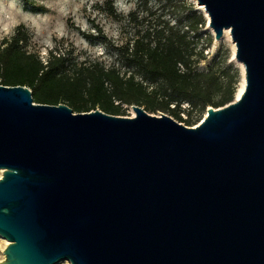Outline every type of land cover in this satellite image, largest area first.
Here are the masks:
<instances>
[{"label": "water", "instance_id": "1", "mask_svg": "<svg viewBox=\"0 0 264 264\" xmlns=\"http://www.w3.org/2000/svg\"><path fill=\"white\" fill-rule=\"evenodd\" d=\"M195 2L245 80L195 127L0 85V264H264V0Z\"/></svg>", "mask_w": 264, "mask_h": 264}, {"label": "trees", "instance_id": "2", "mask_svg": "<svg viewBox=\"0 0 264 264\" xmlns=\"http://www.w3.org/2000/svg\"><path fill=\"white\" fill-rule=\"evenodd\" d=\"M166 2L167 12L155 23L121 45L111 46L117 57L111 64L97 59L79 61L72 52L58 48L42 60L27 49L26 34L18 32L0 42V85L27 87L35 103H64L76 113L100 109L124 116V105H137L151 114L162 112L186 126H195L207 108H222L234 101L240 72L233 66L200 70L212 43V36L200 34L204 14L200 10L185 14V0ZM106 6L111 17L128 23L137 22L143 12L138 7L125 18L117 13L112 0ZM32 12L41 11L32 8ZM101 43L110 49L106 37ZM185 104L188 107H183Z\"/></svg>", "mask_w": 264, "mask_h": 264}, {"label": "rangeland", "instance_id": "3", "mask_svg": "<svg viewBox=\"0 0 264 264\" xmlns=\"http://www.w3.org/2000/svg\"><path fill=\"white\" fill-rule=\"evenodd\" d=\"M108 1L2 0V6H0V42L18 32H23L28 38L27 49L32 53H37L42 60L47 59L51 50L58 48L64 52H72L79 61L97 59L106 64H111L117 60L111 46L121 45L131 39L136 32L155 23V20L168 10L166 0H147L146 4L141 3L140 0H112L117 13L125 18L138 7L142 8L141 11L143 12L140 13L138 21L128 23L127 20L119 21L108 14L106 6ZM176 1L174 0L173 3ZM185 1L193 6L191 9L187 4L185 14L199 9L195 0ZM13 2L15 3L14 8L10 7ZM32 8L39 9L41 12H32ZM204 17L205 26L200 34L203 38L205 35L212 36V43L206 49V60L201 62L199 69L207 71L210 66L217 68L233 66L240 72L239 65L233 58L232 40L225 35V32L220 40H216L213 30L209 27L210 22L206 15ZM83 34L89 36L90 39H86ZM103 36L107 38L110 44L109 50L101 43ZM241 80L240 75V82ZM123 107L125 117L135 116L132 106L124 105ZM183 107H188V104ZM161 114L162 112H156L153 115L160 116ZM205 115L206 113L202 119ZM181 116L183 119L187 118L185 114ZM182 124L185 125V123ZM5 248L6 241L0 237V261L4 259L3 251ZM61 264L69 263L63 262Z\"/></svg>", "mask_w": 264, "mask_h": 264}, {"label": "bare ground", "instance_id": "4", "mask_svg": "<svg viewBox=\"0 0 264 264\" xmlns=\"http://www.w3.org/2000/svg\"><path fill=\"white\" fill-rule=\"evenodd\" d=\"M200 10L203 11L204 8L201 7ZM206 17H207V16H206ZM207 19H208V21L210 22V18L207 17ZM225 35H226L229 39H231L230 30H225ZM232 43H233V42H232ZM233 46H234L233 58H234V56H235V45L233 44ZM238 65H239V68L241 69V71H243V66H242L241 64H239V63H238ZM243 78H244V77L242 76V80H241V82H240V86L238 87L237 96H236L237 99L241 97V95L243 94V92H244V90H245V80H244ZM1 175H2V171H0V177H1ZM7 244H8V243L6 242V246H7Z\"/></svg>", "mask_w": 264, "mask_h": 264}, {"label": "clouds", "instance_id": "5", "mask_svg": "<svg viewBox=\"0 0 264 264\" xmlns=\"http://www.w3.org/2000/svg\"><path fill=\"white\" fill-rule=\"evenodd\" d=\"M0 6H2V0H0ZM10 7H15V3L13 2V4L12 5H10Z\"/></svg>", "mask_w": 264, "mask_h": 264}]
</instances>
